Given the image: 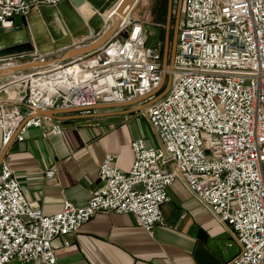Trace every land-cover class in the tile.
Here are the masks:
<instances>
[{
  "label": "built area",
  "instance_id": "2783aa9c",
  "mask_svg": "<svg viewBox=\"0 0 264 264\" xmlns=\"http://www.w3.org/2000/svg\"><path fill=\"white\" fill-rule=\"evenodd\" d=\"M60 1L0 0V26L13 28L17 16L25 19L39 5ZM19 56L0 63L27 60ZM162 65L161 46L148 45L143 21L129 16L99 48L0 85V91L18 88L15 96L0 100L3 143L36 109L145 96L160 84ZM174 67L170 91L144 109L160 145L133 140L129 171L108 154L100 166L101 185L85 205L66 201L62 210L45 214L3 162L0 264L15 258L59 264L53 240L78 232L101 211L131 213L152 234L156 225H166L162 206L176 180L239 244V253L224 264H264V0H183ZM44 121L62 133L60 122L40 116L16 140ZM55 176V168L46 171L48 179Z\"/></svg>",
  "mask_w": 264,
  "mask_h": 264
},
{
  "label": "crops",
  "instance_id": "0c3cea01",
  "mask_svg": "<svg viewBox=\"0 0 264 264\" xmlns=\"http://www.w3.org/2000/svg\"><path fill=\"white\" fill-rule=\"evenodd\" d=\"M118 1L84 0L78 6L72 0H62L54 5H39L22 24L8 29L0 26V59L8 56L19 59V54L1 55L3 49L19 44L33 47L34 51L24 56L28 60L89 43L109 29L111 18L117 20L115 10L112 13L111 10ZM164 28V39L160 33L149 32L147 44L160 45L164 50L167 24ZM14 78L0 77V83ZM5 97L0 96V100ZM101 103L107 102L98 104ZM51 119L60 122L62 133L52 131V121L30 126L25 139L15 140L3 161L15 171L26 198L45 214L62 210L66 201L85 205L91 192L101 185L100 166L108 154L115 156L119 168L129 171L135 160L133 140L144 139L149 147L160 145L144 109L99 117ZM147 128L152 130V138L145 136ZM3 147L0 128V154ZM53 168L56 176L48 179L46 171ZM168 191L170 200L162 206L166 225H156L150 234L131 213L98 212L78 232L53 240L59 264H224L239 253L240 246L226 226L181 181L176 180ZM66 241L70 244L66 245ZM230 243L239 247L234 257L226 251ZM8 264L23 263L15 258Z\"/></svg>",
  "mask_w": 264,
  "mask_h": 264
},
{
  "label": "water",
  "instance_id": "95a60500",
  "mask_svg": "<svg viewBox=\"0 0 264 264\" xmlns=\"http://www.w3.org/2000/svg\"><path fill=\"white\" fill-rule=\"evenodd\" d=\"M76 5H81L84 0H72ZM138 3V0H120L116 7L117 15L121 18H128L130 16L131 11ZM127 6L126 11H124ZM182 6L183 0H178L177 6H174V0H169L168 4V16H167V36L166 43L163 53V65H162V79L157 88H155L149 94L124 102H111V103H101L94 106H85V107H66V108H53V109H36L34 113L26 115L24 120L18 126V128L14 131L10 140L4 144L3 150L0 154V165L5 159V156L11 147V145L16 140L18 133L21 128L31 119L47 116L57 120H65L72 118H85V117H99L105 115H114L119 113H126L132 110H141L145 109L147 106L155 103L163 96H165L171 89L172 79H173V71L175 55L177 50V41H178V32H179V24L182 16ZM176 9V21L173 29V38L172 44L170 39V26H171V14ZM24 18L17 16L15 19V24H22ZM120 23L119 20H115L109 26V29L104 32L99 38L78 46L70 47L61 51H56L54 53H50L47 55H42L35 58H29L26 61L15 62L13 64H2L0 63V77L6 76H17L20 74H27L41 68H45L53 63L67 61L71 58L78 57L81 55H85L103 44L113 35V33L118 29ZM34 51L33 47L29 44H19L14 47L5 48L1 51L2 56L8 55H18V54H31ZM28 92V91H27ZM142 102V103H141ZM131 106L128 110H123L119 112H93L95 109H105V108H113V107H126ZM69 113H76L70 114ZM65 114V115H60Z\"/></svg>",
  "mask_w": 264,
  "mask_h": 264
},
{
  "label": "rangeland",
  "instance_id": "374dc122",
  "mask_svg": "<svg viewBox=\"0 0 264 264\" xmlns=\"http://www.w3.org/2000/svg\"><path fill=\"white\" fill-rule=\"evenodd\" d=\"M155 1L156 0H138V3L135 5V7L133 8V10L130 13V17L131 18H138V19L143 21L144 29L146 31V35L149 32H151L152 34L156 33L157 35H158V33H160V28L155 25L156 22H155V19L153 17V5H154ZM119 2H120V0L112 7L113 9L111 10V13L115 10V8L117 7ZM177 3H174L175 8L177 6ZM176 14H177V12H176V9H175L172 12V14H171L170 31L171 30L173 31V29H174V25H175V21H176ZM105 19L107 20V14H105ZM113 21H114V19L111 18L108 21V23H109L108 25H111ZM172 38H173V35L172 36L170 35L171 44H172ZM3 83H0V85L3 84ZM11 87L12 86H10V88ZM11 89H13V88H11ZM3 91L4 90H2V92ZM144 132H145V136H148V138H152L153 132H152V130L150 128L145 129ZM238 250H239V247L236 244H234L231 247L230 246L226 247V251L231 256L236 254L238 252Z\"/></svg>",
  "mask_w": 264,
  "mask_h": 264
},
{
  "label": "trees",
  "instance_id": "16d2710c",
  "mask_svg": "<svg viewBox=\"0 0 264 264\" xmlns=\"http://www.w3.org/2000/svg\"><path fill=\"white\" fill-rule=\"evenodd\" d=\"M168 4L169 0H156L153 5V17L156 22V26L160 28V36L164 39L165 37V28L164 26L167 24V16H168ZM170 35H173V31H170ZM164 50L162 49V55Z\"/></svg>",
  "mask_w": 264,
  "mask_h": 264
},
{
  "label": "bare ground",
  "instance_id": "6f19581e",
  "mask_svg": "<svg viewBox=\"0 0 264 264\" xmlns=\"http://www.w3.org/2000/svg\"><path fill=\"white\" fill-rule=\"evenodd\" d=\"M125 10L124 11H126V9H127V6L124 8ZM110 10H108V12H109ZM107 12V13H108ZM106 13V14H107ZM115 14H116V19L117 20H119V23L121 24V23H123V22H126L127 21V19L128 18H121L120 19V16L119 15H117V12H116V10H115ZM107 25V24H106ZM96 38V37H95ZM91 42V41H90ZM11 88H13V89H11ZM11 88H8L7 90H4L3 92H2V90L0 91V93H1V95L0 96H15V94H16V92H17V90H18V88H17V86H14V87H11Z\"/></svg>",
  "mask_w": 264,
  "mask_h": 264
}]
</instances>
